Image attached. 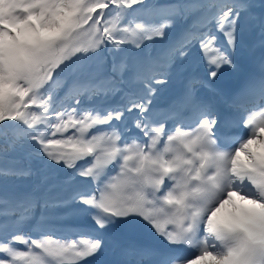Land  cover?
<instances>
[{
	"label": "snow or ice",
	"instance_id": "obj_1",
	"mask_svg": "<svg viewBox=\"0 0 264 264\" xmlns=\"http://www.w3.org/2000/svg\"><path fill=\"white\" fill-rule=\"evenodd\" d=\"M245 33L264 51V0H0V264H264V55L239 120L200 95Z\"/></svg>",
	"mask_w": 264,
	"mask_h": 264
},
{
	"label": "rangeland",
	"instance_id": "obj_2",
	"mask_svg": "<svg viewBox=\"0 0 264 264\" xmlns=\"http://www.w3.org/2000/svg\"><path fill=\"white\" fill-rule=\"evenodd\" d=\"M253 44H254V38L252 36L248 35L247 33H245V36L243 39V44L241 45L238 43V47H237V50H236L234 55H240V56H243L244 58H249L252 60V54H257L258 52H264L259 48V46L253 47ZM133 50H135V49H133ZM61 67L63 68L64 66L62 65ZM92 67L95 68L94 63L92 65ZM108 67H109L108 65H107V68L105 66V69L108 70ZM56 71L59 72L60 69H57ZM197 71H198V74L203 75V68L198 67ZM65 73H67V72H65ZM222 73H225L223 81L227 82L229 84L233 81V79L237 73L236 67L235 68H228L227 66H225V68L222 69ZM186 74L187 73H183V74L174 76L171 79L169 85L166 87L165 91L160 93L154 102H158V101L170 102L172 100L171 97L174 96L176 93H179L180 88H181V80L183 79V75H186ZM54 75H55V73H54ZM205 90H206L205 88L200 89V95L202 97L204 96ZM116 99L118 100L119 97H117ZM111 102L115 103V100H113ZM84 106H88V103L86 102ZM154 107H156V106H154ZM9 122L10 121H5V124H10L11 122L10 123ZM12 123H17V122L13 121ZM168 126L171 127V124H169ZM239 128H238V130H241V132H240L241 135L246 134L248 131V129H246L242 125L239 126ZM224 146L231 147L232 145L230 143H227ZM20 157L24 158L23 155H21ZM33 163H35V162L33 161ZM78 163L83 164L84 161H79ZM32 166L35 167L34 165H32ZM57 167H60V166H57ZM110 167H114V166H110ZM64 171L68 172L71 170L64 169ZM113 174H115V173H113ZM27 181L28 180H25V183H27ZM21 187H23L22 184H21ZM81 223H82L81 219L62 220V221H54L53 226L59 230L57 233L58 235H63V236L65 235V237H68L72 234L73 231L76 230L77 226L80 225ZM65 228H69V229H65ZM111 252H112V250H111ZM106 255H108V254H105L104 256L100 257L99 259L107 261ZM110 258L112 260L119 259L117 253H115V252H114L113 256H110ZM95 259H97V257L89 258V260H95ZM83 264H88V261L83 262Z\"/></svg>",
	"mask_w": 264,
	"mask_h": 264
},
{
	"label": "bare ground",
	"instance_id": "obj_3",
	"mask_svg": "<svg viewBox=\"0 0 264 264\" xmlns=\"http://www.w3.org/2000/svg\"><path fill=\"white\" fill-rule=\"evenodd\" d=\"M176 95H177V94H176ZM176 95H175V96H176ZM175 96H174V97H175ZM239 116H240V115H239L238 113L233 114V117L236 118L237 120L240 118ZM149 238L151 239V235L147 237V240H148ZM160 240H163V238L161 237ZM184 248H185V247H183V249H184Z\"/></svg>",
	"mask_w": 264,
	"mask_h": 264
}]
</instances>
